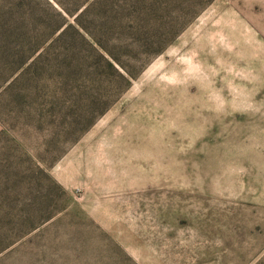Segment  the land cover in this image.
<instances>
[{"label": "rangeland", "instance_id": "rangeland-1", "mask_svg": "<svg viewBox=\"0 0 264 264\" xmlns=\"http://www.w3.org/2000/svg\"><path fill=\"white\" fill-rule=\"evenodd\" d=\"M0 264H264V0H0Z\"/></svg>", "mask_w": 264, "mask_h": 264}, {"label": "trees", "instance_id": "trees-1", "mask_svg": "<svg viewBox=\"0 0 264 264\" xmlns=\"http://www.w3.org/2000/svg\"><path fill=\"white\" fill-rule=\"evenodd\" d=\"M63 33H64V30L61 32L60 36H62ZM79 36L82 37L80 34H79ZM90 45H91L90 47H91L92 50H94L97 53H99V56L105 57L104 54L99 52L100 51L99 47H96L97 45H100V43H99V41H97V39L95 41L90 42ZM100 46L103 49H105L106 52H108L107 53L108 56L105 57L104 64L101 67L100 75H102L105 78V80L107 82L106 84H108L110 86V89L112 90V92H114L115 90L123 91L125 88L128 87L131 77L135 76L136 72L134 70H132L133 67H127L121 61V59H119V57L117 56V54L115 52H109V51H107L106 47H103V45H100ZM163 48H164V46L159 47L158 49H156L153 52V54H157V53L161 52ZM19 75L15 76L11 80L10 87L13 84H15L17 79H19Z\"/></svg>", "mask_w": 264, "mask_h": 264}]
</instances>
